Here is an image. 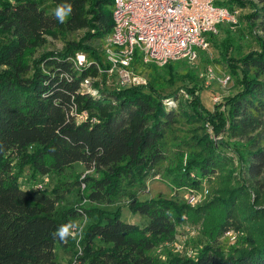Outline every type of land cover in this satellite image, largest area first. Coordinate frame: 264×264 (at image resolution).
Segmentation results:
<instances>
[{
  "label": "trees",
  "instance_id": "1",
  "mask_svg": "<svg viewBox=\"0 0 264 264\" xmlns=\"http://www.w3.org/2000/svg\"><path fill=\"white\" fill-rule=\"evenodd\" d=\"M61 4L72 5L64 23L54 14ZM215 4L231 13L249 8L250 25L263 36H256L257 49L237 59L239 67L228 66L238 90L224 104L205 108L193 83L182 87L191 98L185 110L176 90L165 94L158 88L163 83L158 70L168 75V84L174 82L176 70L169 63L149 64L145 84H107L110 62L91 41L106 43L112 0H0V264H59L56 246L75 250L74 264H264V139L259 144L256 135L235 145L220 137L246 136L264 115V0ZM80 29H85L81 37L67 38ZM44 34L65 45L29 58L46 42ZM230 45L227 40L222 55ZM77 52L85 61L76 67ZM187 76L194 81L190 72ZM87 77L92 78L88 88L82 84ZM82 111L86 118L77 121ZM180 116L190 124L189 133L174 146L164 182L174 190H199L208 182L206 198L194 208L175 198L141 201L138 191L168 159L167 138L175 139ZM77 164L91 174L51 191L34 188L35 180L63 177ZM28 177L33 184L25 187L22 180ZM81 184L80 199L90 207L60 205L71 187L80 194ZM121 199L147 223L124 222L120 207L102 208ZM81 217L86 224L78 242L53 236ZM184 222L200 224L207 243L194 258L169 255L161 262L153 251L173 241ZM230 228L243 237L226 249L219 239Z\"/></svg>",
  "mask_w": 264,
  "mask_h": 264
},
{
  "label": "rangeland",
  "instance_id": "2",
  "mask_svg": "<svg viewBox=\"0 0 264 264\" xmlns=\"http://www.w3.org/2000/svg\"><path fill=\"white\" fill-rule=\"evenodd\" d=\"M229 10V9H228ZM230 12V11H229ZM234 12V11H233ZM237 22L235 24L229 22H222L218 25V33L215 35L208 34L207 38L209 41V47L206 50H196V57L194 60H188L186 58H179L175 60H171L168 63L173 65V69L175 75H173L174 82L168 84L166 80H168V75L164 73L163 70H158V75L161 77L159 82L157 83L158 88L163 93H170L174 90L177 91L178 102L183 106V109L187 110L186 102L190 100V95L183 89L182 87H191L195 83L196 86V94H198L201 103L207 109H212L214 104H224L226 99L235 93L238 90V86L234 82V79L229 72L228 66H238V58L242 55L246 54L250 50H255L258 48L256 36H263L262 32L257 30L255 27L250 25L251 20L248 18V15L251 13L249 8L238 9L235 11ZM85 29H80L75 31L73 34H69L67 38L78 39L84 33ZM45 41L43 46L33 49L32 53H29V58L34 59L37 58L40 53L46 50H60L63 48L64 40L61 38H54L51 35L44 34ZM227 40L229 42H233V46H229L227 51L225 52V56L221 54L224 53L223 46L226 45ZM91 44L96 48L101 50L107 56V44L101 40H92ZM82 53V52H77ZM107 58V57H106ZM223 58V59H222ZM164 68V67H163ZM187 72H190L193 75L194 81L187 76ZM108 79L110 80L108 85H114V82L111 83L114 79V74H109ZM226 75H230V79L227 83H223V78ZM151 76V70L148 65L145 67V77L146 82ZM186 77L183 80H179V77ZM100 76H96L98 79ZM108 81V80H107ZM111 85V86H112ZM224 108V105L222 106ZM85 112V111H82ZM260 125L256 129L250 130V132L246 136L231 138L228 134L223 133L220 137H224L229 142L235 145H244L247 143L248 138H252L256 135L259 136L258 141L260 142L264 139V115L259 116ZM190 124L185 120L184 116H180L179 121L175 124V139L170 142L171 137L167 138L166 148L167 152V161L162 162L156 169L158 175H156L153 179L149 178L146 183V187L144 189L138 191L137 198L141 201L147 200L150 198L156 197H165V198H175L178 201L185 202L188 206L194 208L197 205L201 204L203 200L206 198V192L209 191L210 183L202 182L201 188L199 190L192 189H172L166 185L165 178L163 176L165 168L171 163L173 158V151L176 150L174 147L181 146L183 144L182 139L186 137L189 133ZM193 128H196L193 125ZM206 131L211 136L212 140L217 141L219 137L213 136L211 128L206 124ZM263 145V144H262ZM172 155L170 156L169 155ZM183 164H185V157L183 160ZM91 174L88 172L82 165H75L71 168L67 169L65 175L63 177L58 176H44L35 180V185H41L42 189H46L51 191L54 186L58 183H66L67 185L75 182L77 177L82 178L83 175ZM262 179L264 180V173L262 174ZM152 179V180H151ZM33 180L23 179L22 184L27 187L28 185L33 184ZM84 189V188H83ZM82 187H80V194L78 193L77 187H71L69 192H65L64 200L60 203V205L66 206H76V207H85L89 208L91 204L86 202V200H81ZM80 195V196H79ZM194 198L195 201H190L191 198ZM117 207L122 208L121 218L124 222L137 224L139 226H143L147 223V220L144 218H140L137 215H132L130 211L127 209V200L121 199L116 202L113 206H103L102 208L105 210H115ZM75 223L80 225V234H82L86 219L85 217L79 218ZM202 227L200 224H192L189 222H184L176 228V236L175 239L171 242H165L159 245L153 251V254L161 261L165 262L169 255H177L181 257L194 258L198 249L204 246L207 241L201 235ZM231 231L233 234L236 233L235 241L228 240L223 236L219 239V244L223 248H228L236 244H240L242 241L243 233L240 230L230 228L227 232ZM81 237V235H80ZM76 241V239H75ZM75 250L66 251L61 246H56V257L59 264H74L73 252Z\"/></svg>",
  "mask_w": 264,
  "mask_h": 264
},
{
  "label": "built area",
  "instance_id": "3",
  "mask_svg": "<svg viewBox=\"0 0 264 264\" xmlns=\"http://www.w3.org/2000/svg\"><path fill=\"white\" fill-rule=\"evenodd\" d=\"M216 0H112V29L106 38V73L114 74L115 86L126 87L146 83L145 67L163 66L171 60H194L196 50L209 47L208 34L218 33L222 22L235 24L236 13L229 12ZM82 57V58H81ZM85 61L83 53H76V67ZM87 77L83 85L88 88ZM230 75L223 78L227 83ZM107 83L110 82L107 75ZM167 102H171L167 100ZM86 118V112L77 115V121ZM82 189L84 184H81ZM34 188L43 190L41 185ZM207 195V192L206 194ZM190 201H195L192 197ZM76 242L80 230H75ZM236 233L224 237L235 241Z\"/></svg>",
  "mask_w": 264,
  "mask_h": 264
},
{
  "label": "clouds",
  "instance_id": "4",
  "mask_svg": "<svg viewBox=\"0 0 264 264\" xmlns=\"http://www.w3.org/2000/svg\"><path fill=\"white\" fill-rule=\"evenodd\" d=\"M71 12V4H61L54 9L55 17L59 23H64L66 18L71 14ZM75 230H80V225L77 223L69 222L68 224L60 226V228L55 233H53V236L58 237L61 241L66 242L70 236L75 238Z\"/></svg>",
  "mask_w": 264,
  "mask_h": 264
}]
</instances>
